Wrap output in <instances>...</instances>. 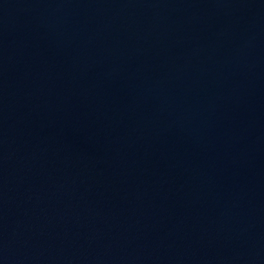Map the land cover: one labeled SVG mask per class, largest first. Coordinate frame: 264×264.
<instances>
[{
	"label": "water",
	"instance_id": "water-1",
	"mask_svg": "<svg viewBox=\"0 0 264 264\" xmlns=\"http://www.w3.org/2000/svg\"><path fill=\"white\" fill-rule=\"evenodd\" d=\"M0 264H264V0H0Z\"/></svg>",
	"mask_w": 264,
	"mask_h": 264
}]
</instances>
